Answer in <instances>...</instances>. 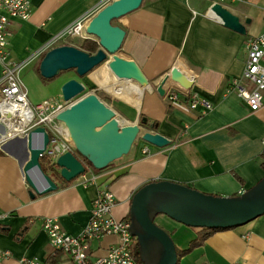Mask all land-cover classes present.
Here are the masks:
<instances>
[{
    "label": "crops",
    "instance_id": "crops-1",
    "mask_svg": "<svg viewBox=\"0 0 264 264\" xmlns=\"http://www.w3.org/2000/svg\"><path fill=\"white\" fill-rule=\"evenodd\" d=\"M27 1L30 18L11 20L9 25L10 57L20 64L21 81L26 75H37L35 69L48 50L74 46L65 40L40 52L55 36L82 19L89 20L113 0ZM214 4H221L238 17L245 34L226 28L211 12ZM116 25L125 32L123 57L139 67L149 87L140 100L125 80L108 84L106 76L111 73L105 65L91 78L129 108V119L135 122L144 117L147 126L155 123V128L141 127L170 143L156 148L140 140L117 164L85 172L88 179L94 180L85 184L83 174L63 183L60 169L51 160L40 159L57 188L37 195L23 173L29 158L25 136H8L0 122V252L7 253L0 264H19L22 259L44 264L57 249L50 246L42 220L56 219L67 236H79L103 186L115 198L112 217L122 220L129 215L133 195L150 182L167 181L202 194L235 197L264 177V104L260 110L250 112L231 87V82L243 75L245 41L264 34V0H143ZM175 64L195 77L189 93H182L178 85L166 79ZM71 79L83 84L86 92L102 90L74 76H68L62 85ZM161 86L166 90L163 95L156 92ZM174 90L177 101L168 98ZM190 95L207 101L211 109L205 114H201L200 107L191 110L187 104ZM38 144L36 136L32 145ZM143 147H148V156L141 154ZM157 218L156 225L169 234L176 249L186 248L195 237L194 228L163 215ZM115 241V237L107 236L92 242L91 247L96 255H102ZM55 261L72 264L64 252L56 255ZM178 264H264V215L241 227L214 233Z\"/></svg>",
    "mask_w": 264,
    "mask_h": 264
},
{
    "label": "water",
    "instance_id": "water-1",
    "mask_svg": "<svg viewBox=\"0 0 264 264\" xmlns=\"http://www.w3.org/2000/svg\"><path fill=\"white\" fill-rule=\"evenodd\" d=\"M142 1L113 0L104 6L88 20L85 27L86 36L98 40L97 52L91 55L71 45L54 47L39 62L40 76L51 80L62 72L74 71L77 77L83 78L105 65L115 79L129 83L141 100L149 82L133 61L116 56L125 32L111 22L138 9ZM211 12L226 28L245 34L244 24L223 6L214 4ZM166 79L189 93L195 77L175 64ZM99 89L103 88L99 86ZM156 92L163 95L166 90L161 86ZM60 95L69 105L55 119L66 127L77 155L95 170H104L128 155L137 138L156 148L166 147L170 143L159 134L142 131L141 126H147L144 117L137 118L134 123H120L116 113L94 91L86 92L85 86L75 79L61 86ZM147 127L151 129L156 126L149 124ZM36 136L39 144L33 147L32 141ZM25 139L29 158L23 173L27 184L37 195L55 191V183L43 173L39 162L49 142L48 133L45 128L38 127L30 131ZM55 165L60 169L59 175L65 182H71L85 173L83 162L74 152L58 157ZM158 215L189 228L228 230L241 227L264 215V177L235 197L202 194L167 181L150 182L140 188L133 195L129 210V231L138 243L139 259L142 264H177L173 241L154 223Z\"/></svg>",
    "mask_w": 264,
    "mask_h": 264
},
{
    "label": "built area",
    "instance_id": "built-area-1",
    "mask_svg": "<svg viewBox=\"0 0 264 264\" xmlns=\"http://www.w3.org/2000/svg\"><path fill=\"white\" fill-rule=\"evenodd\" d=\"M30 15L31 8L27 0H0V122L5 126L8 136L20 134L26 136L35 128H45L49 142L42 158L49 159L55 164L61 155L75 151L68 140L66 127L55 119L57 114L68 107L69 103L60 98L59 101L47 100L38 105H30L26 90L18 76L20 64L11 59L9 52L10 21H26ZM87 22L88 19H82L66 28L40 52L46 51L57 42L89 39L90 37L85 34ZM244 50L246 62L243 75L241 78L234 79L231 87L237 91L250 112H256L264 104V34L247 39ZM242 81L247 84L244 85ZM176 91L169 93L168 98L171 101L178 100ZM189 97L187 104L191 110L200 107L201 114H205L211 109L207 101L200 100L196 95ZM141 154L148 156V147H143ZM81 179L84 184L94 181L93 178L88 179L84 174ZM114 205L115 198L111 191L106 186L100 187L97 197L92 202L88 223L77 237H70L62 232L56 219H43L42 229L48 237L50 246L67 254L72 264H140L135 257V238L131 237L129 231L130 220L114 219L111 215ZM107 236L115 237V243L109 246L104 254L96 255L91 247L92 242ZM5 257L7 253L0 252V259ZM19 264L42 263L22 259Z\"/></svg>",
    "mask_w": 264,
    "mask_h": 264
},
{
    "label": "rangeland",
    "instance_id": "rangeland-1",
    "mask_svg": "<svg viewBox=\"0 0 264 264\" xmlns=\"http://www.w3.org/2000/svg\"><path fill=\"white\" fill-rule=\"evenodd\" d=\"M117 23V20L115 22V24ZM89 40H94L97 41L98 40L91 36ZM81 39H71L68 40V42L74 46H79L81 44ZM122 46V45H121ZM116 56L125 59L123 57V53L120 50L116 53ZM100 67H98L97 69H95L92 73H90L88 76H85L83 78H81L84 82H92L93 84L95 83L98 86H101L98 80H95L93 78H91V75L96 72L97 70H99ZM27 72H25L24 74H26ZM31 75H26L25 78L22 79V84L26 90L27 93V100L30 101V103L34 104V105H38L37 103H41L42 100H48V99H54V100H59L61 98L60 95V88L62 86V81L66 80L68 78V76H74L75 78H79L76 76V74L74 73V71H66V72H62L59 76L55 77L54 79L51 80H41L39 78L38 75H35V77L31 78ZM107 83H115L116 81H119L117 79H115L112 75H107ZM120 82V81H119ZM90 84V83H89ZM96 95L99 96V99L106 104L108 107H110L117 115V118L119 120L120 123L124 124V123H134V119L133 118H128L127 116H129V114H132V112L129 110V108L116 96H114L113 94L109 93L108 91L102 89L99 90L98 92H96ZM33 100V102H32ZM40 101V102H39ZM140 125V124H139ZM142 131H143V127H141ZM146 130V129H144ZM138 141H140L139 138H137V140L133 143L136 144ZM126 156L122 157L121 159L115 161L114 163H112V165H114L115 163L117 164V162H119L120 160H123L124 158H126ZM111 165V166H112ZM53 176L55 178H57V174H53ZM159 216V215H158ZM157 216V217H158ZM155 218L154 223L156 224V222L159 220V218ZM186 229V227H185ZM190 230V229H188ZM169 235V234H168Z\"/></svg>",
    "mask_w": 264,
    "mask_h": 264
},
{
    "label": "trees",
    "instance_id": "trees-1",
    "mask_svg": "<svg viewBox=\"0 0 264 264\" xmlns=\"http://www.w3.org/2000/svg\"><path fill=\"white\" fill-rule=\"evenodd\" d=\"M115 22H116V20H113V21L111 22V24H112L113 26H117V27H118V25H116ZM74 47H76V48H78V49H80V50H82V51H84V52H86V53H88V54H91V55H92V54H95V53L97 52V50L99 49V46H98L97 41L89 40V39H84V40H82V41H81V44H80L79 46H74ZM45 53H46V52H45ZM45 53H44V54H45ZM43 56H44V55H43ZM43 56H42V57H43ZM41 59H42V58H41ZM35 72H36V74L39 76V78H40L41 80H45V79H43V78L40 76V74H39V70H38V67L35 69ZM60 74H61V73H60ZM60 74H59V75H60ZM59 75H58V76H59ZM53 79H54V78H53ZM152 125H153V127L156 126L155 123H153ZM132 146H133V145H132ZM74 154H76V157H77L79 160H81V161L83 162V165H84V167H85V172H87V171H89V170H92V171H95V172L98 171V170H95L94 168H92L91 164L88 163L86 160H84V159H83L82 157H80L79 155H77L76 152H75ZM261 157H262V159H263V161H264V151H263V153L261 154ZM41 159H44V158H41ZM113 163H114V162H113ZM111 164H112V163H111ZM111 164H110V166H111ZM40 166H41V170L43 171V173L46 174V175H49V174L47 173L46 168L44 167V165H43L42 163H40ZM262 169H263V171H264V162H263V164H262ZM61 181H62L63 183H65V184H66V183H70V182H64L62 179H61ZM124 219L130 220L129 215H128L126 218H124ZM194 229H195V237H194V238L188 243L187 247L184 248V249H181V250L176 249L177 264L179 263V260H180L182 257H184L185 255H187L188 253H190L193 249H195V248L199 247L200 245H202V243H203L208 237H210L211 235H213V234L216 233V232L221 231V230H219V229H207V228H194ZM134 251H135V257H136V259H138L139 263L142 264L141 261H140V259H139L138 243H137L136 240H134ZM59 253H63V251H62V250H55L54 253H53L52 255H49V256L47 257V259H46V261L44 262V264H57V261H55V256L58 255ZM58 262H59V260H58Z\"/></svg>",
    "mask_w": 264,
    "mask_h": 264
},
{
    "label": "bare ground",
    "instance_id": "bare-ground-1",
    "mask_svg": "<svg viewBox=\"0 0 264 264\" xmlns=\"http://www.w3.org/2000/svg\"><path fill=\"white\" fill-rule=\"evenodd\" d=\"M68 140L72 143V141H71V139H70V137L68 136ZM73 144V143H72Z\"/></svg>",
    "mask_w": 264,
    "mask_h": 264
},
{
    "label": "flooded vegetation",
    "instance_id": "flooded-vegetation-1",
    "mask_svg": "<svg viewBox=\"0 0 264 264\" xmlns=\"http://www.w3.org/2000/svg\"><path fill=\"white\" fill-rule=\"evenodd\" d=\"M136 240V239H135Z\"/></svg>",
    "mask_w": 264,
    "mask_h": 264
}]
</instances>
